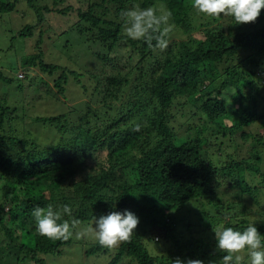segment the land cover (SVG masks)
Wrapping results in <instances>:
<instances>
[{
	"label": "trees",
	"instance_id": "16d2710c",
	"mask_svg": "<svg viewBox=\"0 0 264 264\" xmlns=\"http://www.w3.org/2000/svg\"><path fill=\"white\" fill-rule=\"evenodd\" d=\"M191 3L0 0V16L26 20L11 37L30 47L16 64L0 66V264H45L39 254L71 244V237L37 233L32 210L49 204H69L63 219L80 223L112 210L139 217L128 240L87 247L108 264H209L222 255L213 237L221 222L241 230L254 223L264 235V8L254 22L236 24L197 13ZM133 5L170 11L169 37L185 38L163 50L128 39L120 13ZM62 37L72 39L61 47L63 58L48 60ZM78 83L85 98L68 111L31 117L43 131L52 128L53 142L25 128L23 103L60 102L66 84ZM4 85L18 88L14 106ZM30 86L37 90L27 96ZM255 123L261 128L246 129ZM229 189L238 193L225 202L220 194ZM147 241L166 248L152 254Z\"/></svg>",
	"mask_w": 264,
	"mask_h": 264
},
{
	"label": "clouds",
	"instance_id": "9594fccd",
	"mask_svg": "<svg viewBox=\"0 0 264 264\" xmlns=\"http://www.w3.org/2000/svg\"><path fill=\"white\" fill-rule=\"evenodd\" d=\"M191 7L197 13L212 18L231 16L236 24H240L254 22L264 8V0H192ZM171 15L168 10L133 5L120 13L124 35L133 41L142 40L150 48L163 50L169 44ZM112 208H115V204ZM71 213L72 207L67 203L56 208L52 204L44 208L36 206L32 216L37 233L51 240L69 239L80 224L79 220L63 219V216H71ZM138 223L139 217L129 209L112 210L106 214L93 215L90 226L75 234L80 238L92 231L100 246L113 248L119 242L128 240ZM214 234L215 247L223 255L219 261H210L209 264H242L243 251L247 252L246 264H264V235L258 232L254 223H249L241 230L221 222L215 227ZM174 264H204V261L177 259Z\"/></svg>",
	"mask_w": 264,
	"mask_h": 264
},
{
	"label": "rangeland",
	"instance_id": "374dc122",
	"mask_svg": "<svg viewBox=\"0 0 264 264\" xmlns=\"http://www.w3.org/2000/svg\"><path fill=\"white\" fill-rule=\"evenodd\" d=\"M26 20L22 19L20 16H11V15H3L0 16V66L3 65V67H11L13 64H16V61L18 58L23 57L24 53H27L28 50H30V47H26L27 45H25V47H23V45L21 44V41L17 38L12 39L11 34H16V30L17 28H19L21 26V24L23 22H25ZM51 23H53V21H51ZM69 35L72 37V39L74 38V33L70 32ZM71 37L67 38V37H62V38H58V41L60 40V43L58 44V42L56 40H53L54 45L53 48L50 49V53L48 54V60H58L61 57L63 58V54L60 52L61 51V47L63 46L64 43L67 42L68 39L70 40ZM185 38V35L182 33L179 34H172V37H169V41H180L182 39ZM72 39L70 41H72ZM84 50V49H83ZM83 50L77 48L74 46V53H79V52H84ZM88 57L83 58L81 61L83 62H87ZM6 70V68H4ZM10 69V68H9ZM9 70L7 69V72ZM11 71V70H10ZM15 71V72H14ZM95 72V71H93ZM16 73V70H13L11 72L12 75H14ZM43 77V74H42ZM46 78V76H45ZM28 79V78H27ZM22 85H27L28 82L25 81H19ZM87 85V84H86ZM88 86V85H87ZM8 85H4L3 89L6 92H3V98L6 100V102H9L12 106H14V103H17L20 99L18 98L21 97L20 93L18 92V88L16 85H13V87H9ZM77 87H79L78 89H75L74 87H70L68 84H66V100L65 97L62 98L60 95V98H62L60 100V102H57L56 100H48L45 103L40 102L38 103H23V117L21 116V120L23 122V125L25 124V128L28 129L31 132H34L35 135L38 137L40 136L42 139H40L41 141H44L46 143H50L49 139L46 138H51L50 136V130L52 128H47L46 132L43 131V127L39 124V123H34L31 121V117H33L32 115H36V114H41V115H56L60 112H66L69 110V106L73 105L75 102H78L80 100H83L85 98V96L82 95V84H77ZM81 88V89H80ZM7 89V90H6ZM37 88L30 86L29 88H27L24 93L27 96H31L33 95L34 91L36 92ZM74 91V92H72ZM38 92H40L41 94V90H39ZM90 91L87 93V95H89ZM14 94H18L17 96H15ZM38 95V94H37ZM86 95V96H87ZM37 98V97H36ZM13 99L15 101H13ZM62 102V104H61ZM18 113L21 112V108L18 106ZM21 114V113H20ZM183 124V122L181 121L180 125ZM177 125V126H180ZM251 128H246L248 129H256V128H261L259 123H255L251 125ZM13 130L17 129L16 124L12 126ZM15 131V130H14ZM54 140L52 139V142ZM226 152L228 153H233L235 148H233L232 146L228 147L225 149ZM248 148H246L245 146L242 147L241 151H240V156L243 157H247L248 155L246 154ZM261 170L264 172V158H263V162L261 164ZM229 194H220V197H222L223 201L225 202H230L232 200L235 199V195L238 193L237 189H229L228 190ZM235 193V194H234ZM193 205L192 203L188 202L187 205L183 206V209L186 208H190V206ZM253 208L255 209L256 207L253 206ZM261 213L263 214V217H261L264 220V209H262ZM260 217H255L252 216V218H250L253 221H259ZM92 221V220H91ZM91 221L89 222H85V223H80L79 225H77L76 229L73 232V236L72 238V242L69 245H66L64 247L61 248L60 252L58 254H39V258H42L45 262V264H108L110 258L109 257H102V256H98L97 254H86L85 251L87 249V247L92 243V241L96 240L94 232L92 231H88L86 235H82L80 238L76 237V232L80 231L81 229L87 228L90 226ZM215 238V234L213 236ZM91 241V242H90ZM146 248L148 249V251L152 254L157 253L160 254L161 252H163V250L166 248L164 245H162L161 243H155L153 241H147V244L145 245ZM164 246V247H163ZM244 252V251H243ZM243 252L241 253L242 258H244L246 255L243 254ZM245 253V252H244ZM223 255V253H222ZM216 261H219V259H217ZM128 259H126L125 261H123L122 264H127ZM19 264H35L34 262L26 259L25 261L20 262Z\"/></svg>",
	"mask_w": 264,
	"mask_h": 264
}]
</instances>
